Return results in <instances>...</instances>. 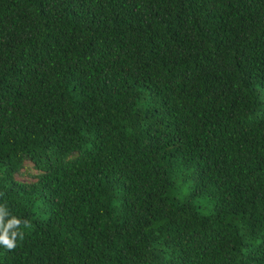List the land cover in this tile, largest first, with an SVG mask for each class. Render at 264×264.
Returning a JSON list of instances; mask_svg holds the SVG:
<instances>
[{"label":"trees","instance_id":"trees-1","mask_svg":"<svg viewBox=\"0 0 264 264\" xmlns=\"http://www.w3.org/2000/svg\"><path fill=\"white\" fill-rule=\"evenodd\" d=\"M0 205V264H264V0H0Z\"/></svg>","mask_w":264,"mask_h":264},{"label":"clouds","instance_id":"clouds-1","mask_svg":"<svg viewBox=\"0 0 264 264\" xmlns=\"http://www.w3.org/2000/svg\"><path fill=\"white\" fill-rule=\"evenodd\" d=\"M8 216L9 213L6 208L0 205V245L11 250L16 247L17 237L23 238V232L19 230L21 224H23L24 227H29L30 224L28 221H21L15 216L6 220Z\"/></svg>","mask_w":264,"mask_h":264},{"label":"rangeland","instance_id":"rangeland-1","mask_svg":"<svg viewBox=\"0 0 264 264\" xmlns=\"http://www.w3.org/2000/svg\"><path fill=\"white\" fill-rule=\"evenodd\" d=\"M35 168L32 166L31 161L24 159L20 167L13 173V176L17 179H32Z\"/></svg>","mask_w":264,"mask_h":264}]
</instances>
